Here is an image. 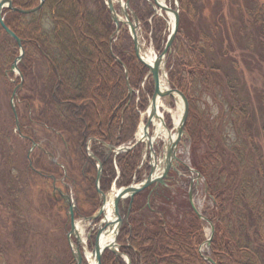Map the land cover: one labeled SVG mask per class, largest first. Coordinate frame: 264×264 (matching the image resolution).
Listing matches in <instances>:
<instances>
[{
    "label": "rangeland",
    "instance_id": "374dc122",
    "mask_svg": "<svg viewBox=\"0 0 264 264\" xmlns=\"http://www.w3.org/2000/svg\"><path fill=\"white\" fill-rule=\"evenodd\" d=\"M104 1L101 2L106 4L108 10L107 1ZM113 1L116 13L124 22H128L129 20L122 13L119 0ZM122 1L125 5L129 0ZM164 2L167 7L179 10V17L181 14L184 17L160 71V80L162 84L164 82V87L167 89L175 88L184 93L188 103H190L189 117L184 131L185 136L177 145L176 150V156L179 159V165L177 166L179 173L170 172L168 174V186H159L152 193V198L150 192H152L155 185L136 196L133 203L127 200L123 201V204L120 205L122 226L117 241L119 245L117 249L123 258H118L111 251H106L103 255L102 264H119V261L127 264V259L132 264L131 257L124 253L123 249L129 247L128 234L125 228L129 227L128 222L134 206H141L140 212L147 220L155 221L158 219L166 222L165 218L167 227L170 223L183 225L189 221V218L194 221L198 217L191 207L190 196L194 199L196 209L202 215L205 212H207L206 215L211 217L218 215L217 207H214V201L206 194L204 183H197L198 177L192 172V170H197L194 165L197 162L200 164L199 160L201 156L207 154L209 146L202 143V147L197 149V146L194 147L193 144L197 138L194 135L195 131L197 132L200 125L202 128V124L196 116L198 115L203 119L202 113L199 112L200 107L201 110H206V112L208 107H211L212 112L217 111L219 113L217 118H220L222 123V126L221 123L219 125L221 128L219 134L225 140L226 143L224 144L228 149L233 148L235 142H237L236 144H243L241 143L243 137H240L242 135L239 133L241 131L240 126L236 125V128L231 122L232 117L229 114L222 115V112H220L228 104L227 92L230 90L227 88L225 90V85L229 86L230 84L235 92L239 93L235 97L236 100L242 97L244 100L249 101L254 111H259V115L253 123V127L256 128L250 132L253 143H256L264 159V113L259 110L257 105L259 100L256 98L257 92L255 91L264 87V63L258 60L260 43H258L256 31L253 30L252 25H249L251 19L246 14V7L249 6V3L246 1V4H244L245 0H232L230 2L224 0V4L227 5L225 15L231 36L235 39L234 35H240L239 30L243 29L245 42L241 46L248 43V40H254L255 50L251 52L252 54H248L245 50L246 46L241 48L238 47L234 39L233 42L226 40L224 47L227 54L223 62L227 64L225 66L227 69H230L229 64H234L237 71L229 75L237 81L232 82V85L231 81L225 80L215 90L209 89V92H206L201 85L195 90L196 85H193L192 81L186 76L185 78L182 76V80L177 77L179 72L177 68L182 61L191 64L197 62V54L189 49L185 35L188 28L193 27L191 22L196 25L198 19L192 20L183 10L181 13L179 0L177 2L175 0H164ZM231 2H234L233 7ZM87 3L88 9L96 16L100 15L99 18L103 20V12L99 14L98 10L100 8L99 0H90ZM241 6L242 10L240 11ZM154 7L152 0H130L128 5L130 19L134 23L133 15L138 19L137 30H139L138 37L142 56L145 59L151 58V60L163 53L173 30L172 14L168 15L160 9L156 10ZM211 7H213L212 4ZM148 13L150 15L145 20L144 16ZM195 14H198L197 11ZM109 17L112 20L110 11ZM44 20L48 21V17L46 16ZM112 24L114 33L110 37L113 48L111 52L115 56V58L113 57L115 62L122 64L124 73L123 90L125 87L128 96L125 104L127 107L120 109L119 112L120 118L118 119H120L122 129L119 132L114 131L111 137L113 138V147L117 149L121 147L130 148L138 141L136 135L141 124L146 123L149 118L147 114L154 95V83L151 73L136 57L132 30L127 24L118 27L113 20ZM180 29H183L184 36L180 33ZM196 30L197 27H194L191 29V33L193 34ZM248 34L252 39H248ZM11 41L13 40L6 36L0 25V264L77 263L73 255L75 250L70 247L67 237L71 228L68 205L64 204L61 196L55 192L54 188H60L63 192L65 191L64 193L71 194L76 208V224L86 241L87 237H92L87 246L83 247L82 245L81 247V253L85 254L83 264H90L87 254L91 255L95 247L92 246V243L95 242L96 230L94 232L90 231L95 228V225L96 228L99 227L101 222H98V220L85 221V219L96 216L103 203L101 195L97 191L96 177L98 169L95 168L94 161H91V166L88 165L87 167V164H89V161H87L88 150H85L84 142L88 137L98 138L99 136H97L96 131L90 130L89 125L85 123L88 112L86 111L87 108L84 107L85 105L78 104L80 102H78L79 97L76 90L77 79L73 80L74 77L71 76L67 68L66 79H62L63 82L58 81L61 77L56 71L57 68L48 66L49 58L53 62L56 60V54H58L56 48L42 53V55L47 56L43 58L37 49H31L30 51V47H25V58L19 65V67H24L21 69L24 82L15 99L20 121V128L17 129L11 97L14 88L21 83V78L17 72L11 71V66L19 57L20 51L15 42ZM15 48L16 52L12 54ZM119 50L126 55V61L123 62V55L119 54ZM24 70L26 71V78L23 74ZM58 72H60L59 69ZM126 74L129 75L128 81L131 92L128 89ZM221 74L223 73L221 72ZM50 79L51 82L48 81ZM103 81L106 80H96V83H99L97 89L100 93L106 90ZM172 82H174V86H172ZM216 91L218 93L215 94ZM52 92V97L51 95L50 97L45 95ZM197 92H200V94L196 95ZM66 97L73 101L66 99ZM159 104L158 115L162 118L161 123L164 131L162 135H158L156 123H159L160 119H154L149 129V137L153 141L154 152L151 151L146 141L130 153L122 152L118 157L111 156L109 164L103 169L105 176L110 177L108 183L104 181V187L101 183L103 192L112 196L120 187L131 186L135 182H144V179L152 173L153 153L159 163L165 160L168 140L177 133L178 125L176 124L183 115L184 104L177 95L166 97ZM115 116H113L114 121ZM126 116L125 125L131 128L129 133L131 140L124 142L121 140L120 134H127L123 132L124 127L122 126ZM205 117L208 121L209 118L206 114ZM98 118H101L99 114ZM203 134H205V130H203ZM217 136L219 137L218 134L215 135V137ZM103 139H105V136ZM105 140L109 142V139ZM35 144L37 146L34 148ZM241 148H244V146L239 149ZM101 149L103 148L101 147ZM103 150L105 152L104 156L98 158L102 161L101 163L107 161L106 158H108V151ZM129 154H132L133 159H135V170L132 176L129 169L130 165L127 163ZM253 161L256 162V160ZM243 165L239 173L241 171L251 173L252 166H256V164H249L248 162ZM115 178H117V181H115ZM229 181L226 180V182ZM260 185H263V182L260 181ZM234 190V188H231L228 191L227 196L229 198L234 196L232 195ZM191 213L192 215H190ZM201 226L202 231H204V242H207L212 236L214 237L211 224L203 221ZM72 242L74 245L77 243L75 239H72ZM210 246L205 243L201 244L198 253L203 259L211 260L213 264H217L212 258Z\"/></svg>",
    "mask_w": 264,
    "mask_h": 264
},
{
    "label": "trees",
    "instance_id": "16d2710c",
    "mask_svg": "<svg viewBox=\"0 0 264 264\" xmlns=\"http://www.w3.org/2000/svg\"><path fill=\"white\" fill-rule=\"evenodd\" d=\"M87 1L90 2V0H44L42 8L29 16L7 10L6 25H9L12 31L23 39V45L30 47V51L37 49L42 55L52 48L58 50L54 62L51 58L48 59V66L57 68L56 71L61 77L58 81L66 79L65 74L68 68V72L74 77L73 80L77 79L76 90L78 102H80L77 103L85 105L84 107L88 109H86L88 116L85 123L89 125L90 130L97 132L98 138L103 139L105 136V139L113 141L111 134L113 136L114 131L119 132L122 129L118 119L120 109L127 107L125 104L128 95L125 87L123 90L122 84L123 67L121 63L115 62L111 52L113 48L110 37L114 31L109 11L105 4H102L103 0H99V14L103 12L104 15L101 20L100 15L96 16L88 9ZM179 1L181 13L183 10L192 20L196 18L198 20L196 25L191 22L193 26L191 29L197 27L193 34L189 28L186 29V35L183 29H180V33L187 38L189 49L197 54V62L191 64L182 61L177 68L178 79L182 80V76L184 78L186 76L193 85H196L195 90L201 85L206 92H209V89L215 90L225 80L235 83L237 80L230 75L237 71L236 67L234 64H229L230 69H227L225 67L227 64L223 62L227 54L224 43L226 40L233 42L234 39L226 22L227 5L224 4V0ZM246 1L249 3L246 7V14L251 19L249 25H252L253 30L256 31L258 43H260L257 57L264 63V1L245 0L244 4ZM13 3L17 8L29 10L37 7L40 2L39 0H14ZM231 3L233 7L234 2ZM149 15L148 13L144 16V19L147 20ZM46 16L48 21L44 20ZM180 17L179 28L184 18L183 14ZM239 34L234 35L235 43L241 48L246 46L247 53L252 54L256 47L254 40H248V43L241 46L245 42L243 29L239 30ZM250 38L252 39L251 36L248 37ZM15 52L16 48L13 49L12 54ZM118 52L123 55V62L126 61L124 52L120 50ZM42 57L47 56L42 55ZM23 68L21 66V69ZM23 74L26 78L25 70ZM98 79L106 80L103 81L106 90L102 93L97 89L99 83H96V80ZM48 81L51 82V79ZM229 86L224 87L225 90L227 88L231 91L227 92V107L222 108L220 112L222 115L229 114L233 125L240 126L242 145L235 142L233 148L226 147L225 140L219 134L221 119L217 118L219 115L217 111L212 112V108L208 107L206 112L200 107L199 112L202 113L203 119L194 112L202 128L200 125L197 132L195 131L194 135L197 138L193 145L197 146V149L202 147V143L209 146L207 154L201 156L200 164L197 162L194 167L204 177L206 194L212 198L214 207L216 206L218 210L216 216H208L207 212L203 214L214 224L215 235L209 249L217 264H264V159L256 143H253L250 132L256 128L253 127V123L259 111H254L249 101L242 97L236 100L235 97L239 93ZM255 91L256 98L259 100L257 104L259 110L264 113V87ZM52 94L53 92L45 95L52 97ZM198 94L200 92L196 93ZM66 99L71 100L67 97ZM204 113L209 118L208 121ZM98 114L101 118H98ZM114 115H116L115 121L118 119L116 122ZM126 119L127 116L122 126L123 132L127 134H120L124 142L131 140L129 137L131 128L125 125ZM217 134L219 137H215ZM241 146L244 148L239 149ZM246 162L254 163L256 166H252L251 173L242 171L239 173ZM127 163L130 165L132 176L135 170V159L132 154L127 156ZM226 180L230 181L226 182ZM260 181L263 185H260ZM231 188L235 189L232 194L234 196L229 198L227 194ZM140 208L141 206H134L128 222L129 227L125 228L129 247L123 250L131 257L132 264H210L198 253V248L205 241L201 226L203 220L196 217L194 221H191L189 218V221L186 220L187 222L183 225H173L169 222L167 227L165 218L166 222L158 219L147 220L140 212ZM119 264L123 263L119 261Z\"/></svg>",
    "mask_w": 264,
    "mask_h": 264
},
{
    "label": "water",
    "instance_id": "95a60500",
    "mask_svg": "<svg viewBox=\"0 0 264 264\" xmlns=\"http://www.w3.org/2000/svg\"><path fill=\"white\" fill-rule=\"evenodd\" d=\"M119 1L122 2V0H119ZM40 2L43 3V0H40ZM153 2H154V6H155L154 8H156V10L160 9L167 14L171 13L175 17L173 30L170 34V37L168 38L169 40L167 42V45H166L163 53L160 54V56L155 59V62L153 65H150V64L148 65L147 62H145L143 60L144 57L142 56V53H141V44H140L139 37L137 35L138 24H136L135 26L133 25V22L129 18V15H128V12L126 9V8H128L129 1L127 2V5L125 6L126 8L125 9H124V7L122 8V13H123L124 17H126L129 20L127 23L130 26V30H132V38H133L134 45H135L136 57L140 62H142V64L151 73L153 83H154V95H153L152 100H151V104H152L151 113L149 114V118H148V120L145 124V127H144V136L146 137L148 144H149V147H150L152 152H154V150H153L152 141L149 137V129L152 125V121L154 118H158V119L162 120V118H160V116L158 115V112H156V109L158 106V104H157L158 101H160L166 97H172L174 95H178L182 99V102L185 104L184 105V111H183L184 115L181 118V121L179 123L180 127L177 131V140L174 142H171L168 146V152L166 155L167 159H166V163H165V171H164L163 175L160 176L159 178H156V180H154V181H152V179H150L156 171L154 163L157 161V158H155V154L153 153V165L151 166L152 173L146 178L144 183L138 187L129 186V187L123 188L121 191H119L117 196L114 198V201H113V203L115 204V212L114 213H115V216L118 218L117 220L119 221L118 222L119 226L117 227L118 232L120 231V228L122 226V220L120 218V213H119V208H120L121 203H123V201L126 200V198H130V200L132 202L134 197L137 194L143 192L144 189H146L152 185H155V184H160L162 186L165 185V178H167L168 173L172 167V161L175 160V158H177L175 156V152H176V149L178 147L177 145L179 144L180 140L183 137L182 134L184 131V127L186 126V122H187V119L189 117L190 103H188V100H187L186 96L184 95V93L180 92L177 89H172V90L166 89L164 91L162 89V82L160 80V78H161V72L160 71H161L162 66L165 63L164 60H165L166 56L169 54L170 48L172 47V45L175 41V37L179 31V28H178L179 24H180L179 10H173L170 7L164 6L159 2V0H153ZM41 5H39V7L34 8V9L23 10L20 8H16L14 6V3H12L11 0H1L0 1V25H1L2 29L4 30L5 34L10 36L15 41V43L18 46L19 51H20L19 57L15 60V62L11 66L12 72L17 71L20 74L19 65L21 64V61L24 58L25 49L23 46L22 39L20 37H18L10 29V27L8 25H6L3 11H4V9H6L8 7L11 11H13L17 14L20 13L23 15H29V14H32V13L39 11ZM107 5H108V9L110 10V13H111V18L117 24V26L120 27V25H126L125 22H123L122 20L119 19V16L116 13V9L114 7V1L113 0H107ZM136 21H137V19H136ZM126 78H127V85H128L129 92H131L132 90H131V86H130L129 81H128L129 80L128 74H126ZM21 87H22V84H20L18 87H16L13 94H12V97H11L12 110H14L16 121H17V129L19 128V121H18V117H17V111L15 110V100L14 99L17 97L18 92H19ZM144 141L145 140H143V139L139 140L135 144H133L132 147H130V148L115 149L116 155L120 154L121 151L131 152L132 149H135L137 146L141 145L142 142H144ZM109 149L112 150L114 148L110 147ZM101 173H102V171L100 170V173L98 174V177H97V191H98V193H100V195H102V203H103L102 208H100V210L96 216H93L90 219H85V221H94V220H100L102 217H104L105 222L103 221L100 228L97 230L95 242L93 244V246H95V247L93 249L92 257H95L97 264H102L104 252L107 251L108 249H109V251H111V253L114 256L122 258L120 252L117 250V247H119V245L117 244L116 241H114L113 244L111 243L110 247H106V248L104 247L103 248V246H101V240L103 238V235L104 234L107 235V234H109L108 232L113 231V229H112L113 223H109V221L106 217V214H105L106 205H107V203H106L107 202V199H106L107 196L103 192L99 191ZM58 190H59V194H61L62 199L64 200L65 204L68 205V207H69L68 212H69V217H70L71 231L67 236L68 240L70 242V245L72 246V237L71 236H73L77 239L78 245H80L82 243V238L79 234V228H78V226H76V215L74 214L75 206L72 204V200H71L70 195L66 196L60 191V189H58ZM212 230H213V227H212ZM210 243H211V240H209L208 244L210 245ZM74 247H75V251L73 252V255H74V258H76V260H77V264H83L84 258L82 256L80 247L75 246V245H74ZM127 264H130L129 259L127 260Z\"/></svg>",
    "mask_w": 264,
    "mask_h": 264
},
{
    "label": "bare ground",
    "instance_id": "6f19581e",
    "mask_svg": "<svg viewBox=\"0 0 264 264\" xmlns=\"http://www.w3.org/2000/svg\"><path fill=\"white\" fill-rule=\"evenodd\" d=\"M159 2L162 4V5H165V2H164V0H159ZM170 14V13H169ZM168 14V15H169ZM171 15V14H170ZM171 18H172V23H173V25H174V17H173V15H171ZM172 25V26H173ZM143 60L145 61V62H147V64L149 65H153L154 64V62H155V58L154 59H152L151 60V58H149V59H145V58H143ZM163 84H164V82H163ZM162 84V89L165 91L167 88L166 87H164V85ZM160 101H162V100H160ZM160 101H158V106H157V109H156V112H158L159 113V109H160V104H159V102ZM182 102V101H181ZM182 104H184L183 102H182ZM185 105V104H184ZM151 107H152V104H151ZM151 107H150V109H149V111H148V114L147 115H149L150 113H151ZM183 111V110H182ZM183 113V112H182ZM161 117V116H160ZM154 119H156V118H154ZM154 119H153V121H154ZM152 121V122H153ZM180 121V120H179ZM179 121H177V124L179 123ZM162 120H160V122L159 123H156V125L158 126L157 127V129H158V135L160 136V134L162 135V133H163V131H164V128H163V125H162ZM176 124V125H177ZM136 137H137V140L139 141V140H145V142L147 141V139H146V137L144 136V124H141V127H140V129H139V131H138V133H137V135H136ZM176 138V136H174L173 138H172V140L174 141V139ZM148 142V141H147ZM152 144H153V142H152ZM167 151H168V147H167V149H166ZM155 164V169H156V171H155V173H154V175L150 178V179H152V181H154V180H156V178H159L160 176H162V174H163V172H164V170H165V160L163 161V162H158V160L154 163ZM146 179H144V181H145ZM140 184H142V183H135V184H133V186H138V185H140ZM116 194H117V192L115 191V194H112V196H108L106 199H107V205H106V211H105V214H106V217H107V219H108V221H109V223H113V227H112V229L114 230V231H112V232H108L109 234L108 235H103V238H102V240H101V246H103V248L105 247H110V244L112 243H114V241H118V237H119V232H118V229H117V227L119 226V224H118V218L115 216V213H114V206H113V199H114V197H116ZM127 197V196H126ZM105 222V221H104ZM109 250V249H108ZM107 250V251H108ZM118 250V249H117ZM87 257H89V259H90V264H97V262H96V260H95V257H92L91 255H89V254H87Z\"/></svg>",
    "mask_w": 264,
    "mask_h": 264
},
{
    "label": "flooded vegetation",
    "instance_id": "af4514ba",
    "mask_svg": "<svg viewBox=\"0 0 264 264\" xmlns=\"http://www.w3.org/2000/svg\"><path fill=\"white\" fill-rule=\"evenodd\" d=\"M64 104V103H63ZM85 129H87V128H85ZM104 140V139H103ZM91 143V150H93V154H94V156L95 157H91L90 156V154H88V159H87V161H89V164H87V167H88V165H90L91 166V161H94V165H95V168L96 169H98L97 171V176H98V174L100 173V170L102 171V174H101V179H100V182L102 183V185L104 184V181H106L107 183L109 182L108 180H110V177L108 176V177H106L105 176V171H103V169H104V167L105 166H107L109 163V161L111 160L110 159V157L108 156V158H106L107 159V161H105L104 163H100V165H101V167H100V165H98V163L100 162V160L98 159L100 156H104V152H102V149H101V146L100 145H98L96 142H95V139H94V137H92V139H91V137L89 138L88 137V139H86V141L84 142V147H85V150H87V146H88V144H90ZM104 149H107L106 147H103ZM88 153V152H87ZM102 162V161H101ZM101 168V169H100ZM109 178V179H108ZM96 179H97V177H96ZM115 181H117V178H115ZM103 187H104V185H103ZM66 188H67V186H66Z\"/></svg>",
    "mask_w": 264,
    "mask_h": 264
}]
</instances>
